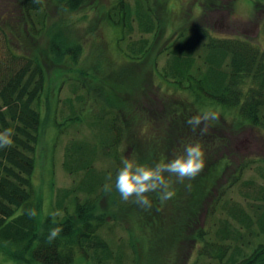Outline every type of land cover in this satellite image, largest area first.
I'll list each match as a JSON object with an SVG mask.
<instances>
[{"label":"trees","instance_id":"1","mask_svg":"<svg viewBox=\"0 0 264 264\" xmlns=\"http://www.w3.org/2000/svg\"><path fill=\"white\" fill-rule=\"evenodd\" d=\"M49 1L64 10L88 2ZM111 1L103 16L117 33L118 55L101 52L93 63L100 71L88 72L99 84L83 83L86 98L76 94L81 105L75 110L70 102V112L59 124L68 128L85 118L96 141L66 145L64 167L79 179L60 191L47 213L34 180L43 111L50 107L43 97L52 75L37 40L42 27L36 26L47 2L10 0L12 6L0 10V252L18 264H138L140 228L143 243L146 235L162 238L156 264L175 262L185 239L195 262L264 264V188L254 194L259 203L244 206L223 195L226 185L207 211L205 200L232 163L225 148L219 151L216 160L222 158L223 164L205 185L202 178L215 170L214 164L203 166V157L193 151L205 142L213 148L227 144L213 131L210 108L234 109L241 124L264 135V48L241 36H213L206 26H184L165 46L166 60L159 68L162 52L153 56L151 50L170 24L169 0ZM198 1L208 10L231 5ZM11 33L21 51L10 46ZM61 41L58 34L50 41L47 58L56 66L67 58ZM163 83L175 89L167 91ZM176 89L188 93L190 101L187 94L173 97ZM175 126L178 142L186 146L189 138L190 152L179 143L171 146ZM98 159L108 160V166ZM240 174H232L231 184ZM217 210L225 216L206 222L207 228L200 225L204 211L210 217ZM116 228H125L127 242ZM254 237H259L255 244Z\"/></svg>","mask_w":264,"mask_h":264},{"label":"rangeland","instance_id":"2","mask_svg":"<svg viewBox=\"0 0 264 264\" xmlns=\"http://www.w3.org/2000/svg\"><path fill=\"white\" fill-rule=\"evenodd\" d=\"M9 1L0 0L1 11H4L8 5L12 6V3L10 4ZM45 1L47 2V6L42 10L46 11L44 15L45 19L43 17V21L37 22L36 25L37 27H42L39 32L40 34L37 35V40L43 53L42 56L47 61L48 76L52 75V77L55 76L56 78L51 77L46 83L48 90L44 93L43 102L44 106L46 104V106L50 105V107L43 111L44 124L37 151V166L34 180L38 196L41 199L42 212L47 213L53 209L58 196H62L60 191L65 187L73 186L79 179L78 173H70L64 167L66 145L70 140L87 139V141L93 143L96 141L85 118L83 120H76L68 128H61L59 124L70 112V102L73 104V107L75 106V110H78V107L81 105L76 100V94H83L86 98L85 88H87V85L83 88V83L99 84L96 80L90 79L88 72L92 73L94 69L100 71L93 63L100 57L101 52L106 51L110 57H113L118 55L119 46L116 44V31L110 23L106 22L103 16L106 10L104 5L109 3L108 6H110V3L112 4L111 0H88L82 6L68 10L61 9L52 1ZM224 4H228L230 7L208 10L206 4H203V6L198 0H169L167 12L170 24L168 27H165L161 37L159 39L158 37L156 38L155 47L152 49L153 52L151 50L153 56L159 50L162 52L158 58L159 68L166 60L167 52L165 51L167 48L165 46L177 37L179 31L184 26H188V28L198 25L206 26L213 36H241L249 38L254 44L264 48V0H225ZM185 13L189 16H184ZM182 17H184L183 20L181 19ZM185 18L188 20L187 24H183L186 23ZM56 34L61 37V43L67 51V58L64 59L65 62L62 61L57 66L54 61L47 58L51 55L49 50L51 49L50 41ZM137 34L139 33L136 32L134 35ZM10 35L14 40L10 43V46L21 51L19 40L14 37L13 33ZM0 37L3 40L2 32H0ZM149 37L154 38L153 34H149ZM0 42H2L1 39ZM162 48L165 49L162 50ZM71 50L75 51L74 55H71L72 52L69 54ZM143 62L146 65V62ZM156 74H158V70H156ZM154 81L158 82V76ZM71 86L76 91H73ZM163 87L167 91L175 89L173 86L165 83H163ZM158 92L156 91L157 98L161 97V93ZM174 93L173 97L175 95L176 98L186 96L187 94V100L190 101L188 93L181 92L179 89H176ZM210 109L213 111L211 115L212 120H216V122H213V124L216 123V125L212 126L213 131L217 133V136L225 137L224 142H227V144L225 147L221 144L220 147L213 148L212 144L205 142L200 147L193 148L194 153L203 157L200 160V164L202 163L203 166L208 162V164H214L213 168L215 170L208 172V174L206 173V177L202 178L201 182L207 185L213 181L215 172H218L223 164L222 158L216 160V156L221 153L219 151L223 148H225V153L229 156L232 164L227 168L224 177L212 188L210 197L205 200L204 204L206 205L204 209L210 211L213 199L216 196H223L225 194L244 206L250 204L247 201H254L253 203L255 204L259 203L260 199L254 198V194L256 191L260 192V189L264 188V177L260 173L264 169V135L262 131L247 123L241 124L234 109H223L221 107ZM235 120H237V124ZM176 129L177 127L175 126L170 134L172 147H176L177 143L180 146L182 145L181 142H178L179 135L178 133L176 134ZM187 141L188 144L186 146L185 144L182 145L183 151L186 152L187 150L190 152L192 144H190L189 138H187ZM96 163L108 166V160L103 162L101 159H98ZM242 163L244 167L241 169L238 164ZM237 172L241 173V178L231 184L233 180L232 174ZM152 174L153 172L149 171L150 178ZM229 184L230 186L227 187V191L222 195L223 188ZM246 196L248 197L246 198ZM215 213V215L208 217L206 211H204V217L199 221L200 225L203 226L206 222H211L225 216L220 210L215 211ZM115 231L117 234H123L126 242L128 241L125 228H116ZM137 232L139 253H141V260L138 264H156L154 261L155 258L159 257V247L162 244V238L159 234H156L151 239L149 235H146L143 243L141 229L138 228ZM258 239L259 237H254L253 244ZM245 249L247 252L252 250L249 247ZM195 259L192 256L191 243L185 239L180 243V249L175 262L172 260L170 264H210L206 258H199L197 262L194 261ZM0 264L18 263L0 252Z\"/></svg>","mask_w":264,"mask_h":264}]
</instances>
